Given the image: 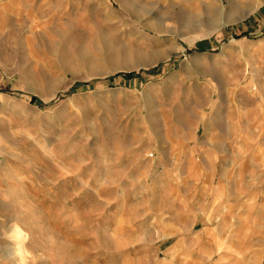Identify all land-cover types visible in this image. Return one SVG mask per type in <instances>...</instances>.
I'll return each mask as SVG.
<instances>
[{"label": "rangeland", "instance_id": "374dc122", "mask_svg": "<svg viewBox=\"0 0 264 264\" xmlns=\"http://www.w3.org/2000/svg\"><path fill=\"white\" fill-rule=\"evenodd\" d=\"M0 264H264V0H0Z\"/></svg>", "mask_w": 264, "mask_h": 264}, {"label": "bare ground", "instance_id": "6f19581e", "mask_svg": "<svg viewBox=\"0 0 264 264\" xmlns=\"http://www.w3.org/2000/svg\"><path fill=\"white\" fill-rule=\"evenodd\" d=\"M13 233H14V236L19 239L21 237H24L26 235V232H24L22 229H20L18 226H14L13 227ZM18 252L22 255V252L21 250H18Z\"/></svg>", "mask_w": 264, "mask_h": 264}]
</instances>
